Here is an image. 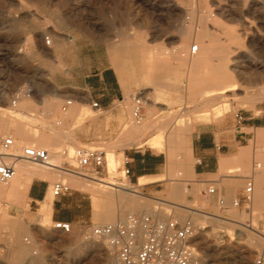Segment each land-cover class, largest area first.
<instances>
[{
	"label": "rangeland",
	"instance_id": "obj_1",
	"mask_svg": "<svg viewBox=\"0 0 264 264\" xmlns=\"http://www.w3.org/2000/svg\"><path fill=\"white\" fill-rule=\"evenodd\" d=\"M201 15L206 17L207 25L214 30L212 35L215 40L236 48L242 70L250 73L257 66L264 69V0H0V135H12L19 147L32 145L25 143L18 135V129L23 127L34 137L35 144L47 149L52 160L65 168L75 165L71 153L77 147L103 150L106 163L110 157L117 159H114L117 162L112 173H107L104 166L99 178L111 177L112 181L125 182L131 187L137 180L132 175L130 163L126 161L134 150L150 149L160 153L164 160L162 173L144 177L146 183L137 187L139 194L133 195L126 190L118 191L97 183L94 186V182L62 172H56L55 177L45 178L50 184V191L53 183L60 180L71 188L60 196L52 194L51 207L31 202L26 194L20 199L7 192L0 194V264H113L115 258L105 241L96 237L85 238L86 231L92 225L111 223L129 213L141 214L147 213V210L163 219L172 216L180 221L191 219L196 227L192 243L201 255L202 264H253L257 256L264 255V218H261L264 215V183H260L264 169L255 176V195L258 191L260 203H255L254 195L250 205L234 204L240 195L235 190L245 187V176L251 172L252 142L245 165L234 158L222 172L229 178L225 184L198 181L194 174L184 168H171L172 162L185 160L186 150L189 149L186 143L189 138L192 141L196 127H212L217 135L225 131L229 133L237 124L236 112L244 116L248 110L264 106V99L253 103L241 99L245 92L257 90L260 84L241 86L235 91L226 92V96L206 100L207 95L185 86L184 69L158 72L155 81L138 79L143 62L138 50L128 46L144 39L152 54L168 49L166 47L174 41L182 40L186 48L188 46L186 50L189 53L190 45L195 42L196 30L200 28L197 20ZM190 21L192 33L181 35L182 25L191 24ZM231 29L238 34L239 42L231 41ZM55 35L73 36L72 44L79 48L81 57L96 58L114 67L122 90L115 103L117 123L113 136L101 137L90 143L76 142L74 132L80 128L82 120H94L102 113L89 108L78 115L74 112L75 107H79L76 102L62 111L66 98L56 100L55 114L49 107L39 114L37 106L31 110L34 116L30 118L15 112L23 111L21 102L30 100L24 96L15 105L12 104L25 84L34 82L42 86V81L27 74L36 69L43 70L44 56H49L53 61ZM46 36L50 39L49 44L45 42ZM42 46L49 54L43 53L45 55L42 56L39 50ZM106 53L111 56L110 63L106 62ZM173 61L176 67V61ZM229 64L233 65L231 61ZM202 71L204 74L205 68ZM45 82L58 89L49 76ZM156 82H161L163 86L156 88ZM180 85L184 86L186 93L178 91ZM134 96L143 100L144 119L140 124H136L131 116ZM125 97L129 111L120 104ZM213 109H218L217 115ZM255 113L258 114L257 111ZM82 116L85 118L82 119ZM125 120L128 121L124 125ZM147 120L153 126L145 130L146 141L123 146L127 127L131 123L140 126ZM185 123H188V127L180 128V124ZM153 138H160L161 143L150 144L149 139ZM256 138L257 154L254 158L264 160V153L260 150L264 145V130L257 131ZM54 154L57 156L54 157ZM126 168L130 170L127 175ZM16 177L17 173L14 180ZM14 180L3 186L10 188ZM77 180L87 184L86 188L74 186ZM174 182L188 188L187 192L179 188L183 197L170 195ZM209 187H214L216 191L209 193ZM157 198L168 201H154ZM171 202L201 208L208 214L206 216L201 211L192 214L185 210L186 207L178 209L171 206ZM107 213H111L112 218L102 220ZM216 218L226 221L219 222ZM60 221L71 223V230L63 232L55 228V223ZM20 224L25 225V231H21L20 242H16L14 233ZM251 226H256L258 231L251 229ZM19 246L24 249L21 253L18 252Z\"/></svg>",
	"mask_w": 264,
	"mask_h": 264
},
{
	"label": "crops",
	"instance_id": "obj_2",
	"mask_svg": "<svg viewBox=\"0 0 264 264\" xmlns=\"http://www.w3.org/2000/svg\"><path fill=\"white\" fill-rule=\"evenodd\" d=\"M70 39L73 41L74 37L67 38L64 35H55L56 47L52 51L53 61L49 56H44L42 59L43 70L36 69L33 72H28V77L32 76L42 81V86L40 87L34 82L25 84L24 87L30 86L32 91L27 96L30 99L26 100L28 103L27 111L23 110L20 113L30 118L31 115L34 116V111L31 110L35 106L38 107V113L42 114L49 102L56 104V100L60 98L72 99V103L76 102L81 109L75 107L74 112H77L78 115L86 112L89 108L102 113L94 120H82V125L74 132L75 141L90 143L101 137L109 138L115 133L117 123L115 103L120 97L122 84L111 64H103L96 58L81 57L79 48L73 46ZM39 50L42 52V56L45 55L43 53L49 54L43 46ZM106 55V62L110 63L111 56L108 53ZM48 76L58 89L52 88L45 82ZM93 102H97L98 105L93 106ZM120 104L122 108L127 110L126 97L120 101ZM55 110L56 107L51 109V112L55 114ZM256 111L258 114L255 113ZM84 118L85 116H82V119ZM243 118L244 121L239 125L234 124V128L232 127L229 133L225 131V133L221 132L219 135L212 127H196L192 135V141L189 138L187 143L189 149L186 147L185 160L183 161L185 166L183 168L194 174L198 181L215 182L217 184L227 183L229 178L222 172L234 158L240 164L245 165L250 142L253 143L252 161L257 154L256 141L258 139L256 138V132H263L264 130V106L259 109L248 110ZM127 121L125 120L123 124L125 125ZM126 163H130L132 175L137 181L140 177L160 175L164 166L161 154L150 149L134 150L132 156L127 157ZM45 180L36 178L31 180L25 191L27 193L26 197L31 202L41 203L43 207H51L50 184ZM242 191V187L235 190L239 194ZM262 218H264V215Z\"/></svg>",
	"mask_w": 264,
	"mask_h": 264
},
{
	"label": "bare ground",
	"instance_id": "obj_3",
	"mask_svg": "<svg viewBox=\"0 0 264 264\" xmlns=\"http://www.w3.org/2000/svg\"><path fill=\"white\" fill-rule=\"evenodd\" d=\"M206 20L207 19L204 15H201L197 20V22L200 25V28L198 30H196V33L194 35L195 42L193 43V44L198 45V51L195 53L196 55H194L190 52V47L193 44L190 45L189 53H188L186 50L188 48V46L186 48V44L184 42H182V40L174 41V42H172L171 45L166 47L168 49H165L163 47L165 50L161 49V51H159V52L155 51L152 54H150L152 51L151 52L148 51V46L146 45L147 43L145 42L144 39L143 40H137L133 43H130L128 46H130V47L132 46L138 50L140 58H141L140 60H142L141 62H143L141 67H140V68H142V70L139 68L141 71V75H137L138 79L155 81V79H158V72L169 73V72L173 71L174 69H178L179 71H180V69H184L185 73L182 74L181 72H179V74L183 75L184 81L186 82L185 86L190 87L192 89V91H197L201 95H207V98H205L206 100H210V99L212 100V98H219V97L226 96V92L233 91V90L235 91L236 88H239L241 86L245 87V86L258 85V84H260V87L257 90L252 91V92H245L244 95L241 96V99H242V101H244L246 103H253L255 101L264 99V69H259V67L257 66V68H255L250 73H247V72H245V70H242L241 66H240V62H239L240 56H239L236 48H231L230 46L224 44L222 41L215 40L213 35H212L214 30H212L207 25L208 22H206ZM190 23H191V21H190ZM180 31H181V35H183V36L189 35L190 33H192V23L191 24H189V23L183 24ZM69 37H72V36L69 35ZM229 37H230L232 42H236V43L239 42L238 34L235 33L234 29L230 30ZM54 41L56 42V40H54ZM49 43H50V40H49ZM228 44H230V43H228ZM146 53H147V55H146ZM133 58H132V60H133ZM137 59H138V56H137ZM173 60L176 61V64H177L176 67H174L172 64ZM230 61L233 64L231 66L229 64ZM135 63H137V62H135ZM138 63H139V61H138ZM253 67H255V66H253ZM203 68H205L204 74L201 73V72H203L202 71ZM163 83H165V82H163ZM155 86H156V88H159V87L163 86V84L161 82H156ZM177 88L181 94L186 93V89L184 88L183 85H180ZM133 99H134V97H133ZM239 100H240V98H239ZM242 101H240V102H242ZM150 104L152 105L153 103L151 102ZM21 105H22V109L24 108V110H25L28 106V103L26 100H24L21 102ZM46 105L49 106L48 109H53L54 107H56V104L50 103V102H49V104H46ZM46 105H44V106L46 107ZM198 105H195V106H198ZM79 109H80V107H79ZM134 109H135V105H134V103H132L131 116L135 120L136 124H140L141 121L144 119L143 115H141L140 120L137 119L134 116ZM26 110H25V112H26ZM127 111H129V108L127 109ZM212 111L216 115L219 112L218 109H213ZM15 112L20 113L21 111L15 110ZM132 122H134V121L132 120ZM136 124L131 123L127 127L126 132H125L126 137L124 138V145L123 146L126 147V145L139 144L141 142L146 141L145 140V134H147V133L145 132V130L147 129V131H148V128L153 126V124H150L149 120L144 121V123L140 126L136 125ZM185 127H188V123L187 124L185 123L184 125L180 124V128H185ZM158 128H159V126H158ZM18 135L20 136V138L25 143H30L33 146L40 147V146H38V144L34 143V141H33L34 137H31L30 134L26 131V129H24L21 126L18 129ZM29 138H31V140H28ZM40 140H41V138H40ZM149 141H150V144H154V145L161 143L160 138L149 139ZM72 154H73V152L71 153V156H72ZM53 156L55 157V156H57V154H54ZM113 156H115V155H113ZM114 159H113V157H110L108 160V163H106V157H105V166H106L107 173H110L113 170L114 164L117 162V161L114 162ZM115 160H117V159H115ZM50 162H51V165H44V164H40V163L28 161V160H19L15 166V175L17 173L16 179L14 180V178H15V175H14V177L11 180V181L14 180V182H13L12 186H10V188H6L3 186V184H1L0 185V194L7 192L10 194H13L14 197L20 199V198H22V196L27 194V193H25V191H26V188L28 186V183L31 180H34L35 178L36 179L52 178V177L56 176V172H62L64 174H69V175H75V176H78L79 178H81L83 180H89L91 182H94V186H95V183H97V184L106 186L108 188L114 189V190L116 189L118 191L126 190L128 192L133 193V195L137 194V193L139 194L140 191H138L137 187L146 183V181H144V177H140L138 179V181L136 182V184L131 187L125 182L122 183V182H117L115 180L112 181L111 177H110L111 180L107 179V176H106V178H99V176L86 177V176L79 175V174L77 175L76 173L74 174L73 172L66 170L65 167H63L61 164L54 162L51 158V154H50ZM173 166H175L176 168H183V166H185V162H183V161L182 162L180 161L177 163L172 162L171 168ZM175 167H173L172 170ZM255 176H254V180H255ZM61 179H63V178H61ZM60 181H62V180H60ZM260 183L261 184L264 183V175L260 176ZM7 184H9V183H7ZM73 184H74V186L78 185L81 189H85L86 188L85 185H87L83 181H79V180L75 181ZM180 187H182L183 192L188 191V188L186 186H184V185L180 186L176 182H174L172 184V187H171L170 195L171 196H177L179 198L183 197V195L181 193H179V191H178ZM88 189H90V188L88 187ZM176 191H178V192H176ZM51 192H52V188H51ZM254 195H255V189H254ZM254 195H253V198H254ZM260 200H261L260 194L258 193V191H256L255 203L258 205L260 203ZM154 201L163 203V202L168 201V200H165L163 198H157ZM171 203L173 205H171L169 203L168 204L175 207V208H178V209H184V208H182V206L186 207L185 210L190 211L192 214H196L199 211H201L202 213L204 212L206 216L208 214L207 211L201 210V208L197 209L194 207L184 205L180 202H171ZM94 205H96V204H94ZM131 212H132V210H131ZM147 213H151L150 210H147ZM254 214H255V212H254ZM173 217H175V216H173ZM262 217L263 216H261V218ZM111 218H112L111 213H107L106 215H104V217H102V220H110ZM216 219L219 222H225L226 221V220H223L220 218H216ZM226 219L232 220L231 218H226ZM24 226L25 225L20 224L19 228L14 233V240L16 242H20L19 236H20L21 231L22 232L25 231ZM250 228L255 230V231H258L256 229V226H251ZM26 232H27V230H26ZM23 250H24L23 247L19 246L18 252L21 253Z\"/></svg>",
	"mask_w": 264,
	"mask_h": 264
},
{
	"label": "built area",
	"instance_id": "obj_4",
	"mask_svg": "<svg viewBox=\"0 0 264 264\" xmlns=\"http://www.w3.org/2000/svg\"><path fill=\"white\" fill-rule=\"evenodd\" d=\"M49 38L45 37L46 44ZM198 45L193 44L190 52L195 54ZM31 87L26 86L19 90L12 104L15 105L20 97L29 96ZM72 103L66 99L62 111ZM134 116L141 119L143 100L134 96ZM93 102V106H97ZM236 123L244 121L243 116L236 112ZM260 150L264 153V145ZM65 154V151H63ZM75 165L66 170L86 177L98 176L105 166V153L103 150L89 147H77L71 156ZM19 160H28L44 165H51L50 153L47 149L33 145L17 146L12 135H0V184L9 183L15 175V166ZM264 169V160H256L251 164V172L245 176L246 184L235 205L244 203L250 205L253 201L255 180L254 176ZM126 175L130 173L125 169ZM53 196L63 195L71 190L65 181H57L52 185ZM209 187V193L215 192ZM264 197V191H263ZM55 228L63 232L71 230V223L56 222ZM196 227L191 219L180 221L176 217L160 218L154 213H129L124 218L111 223L92 225L85 233V238H98L105 241L107 249L115 260L113 264H201V255L192 243ZM253 264H264V255L255 258Z\"/></svg>",
	"mask_w": 264,
	"mask_h": 264
}]
</instances>
